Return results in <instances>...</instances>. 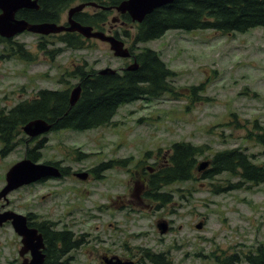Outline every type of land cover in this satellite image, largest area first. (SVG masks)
<instances>
[{
  "label": "rangeland",
  "instance_id": "374dc122",
  "mask_svg": "<svg viewBox=\"0 0 264 264\" xmlns=\"http://www.w3.org/2000/svg\"><path fill=\"white\" fill-rule=\"evenodd\" d=\"M68 8L60 23L67 21ZM116 16L117 11L110 13L104 31L116 24L112 21ZM123 28L131 33L136 29L133 24H118L111 33ZM14 39L25 44L33 59L6 56V43H0V105L5 107L33 97L41 88L72 89L78 78L69 73L78 65L121 71L133 62L116 57L110 45L99 39L88 40L82 49H66L55 58L39 47L37 34L27 31ZM122 39L130 47L131 38ZM143 47L157 50L176 71L177 88L203 84L200 99L175 100L169 93L141 98L121 105L108 125L50 131L39 163L60 161L72 173L14 190L6 209L59 221L57 229L67 227L78 236L85 233L84 246L73 252L75 264H103L105 251L126 255L129 247L137 254L145 248L164 252L170 264H225L233 252H249L264 242V184L219 191L236 177L222 173L205 179L196 173L194 179L162 187L172 200L157 203L160 207L151 202L153 206L129 213L120 205L130 198L133 184L127 172L149 151L151 158L159 151L169 153L178 141L205 146L198 162L233 147L247 148L256 162H264L263 146L254 138L259 131L254 129L255 121L264 125V27L229 34L214 29L171 30L137 44L135 53ZM24 150L20 143L6 156L0 154V191L6 172L24 158ZM109 160L118 162L92 171ZM4 203L0 199V211ZM161 223L166 224L164 233ZM21 247L12 225H1L0 264H21Z\"/></svg>",
  "mask_w": 264,
  "mask_h": 264
},
{
  "label": "trees",
  "instance_id": "16d2710c",
  "mask_svg": "<svg viewBox=\"0 0 264 264\" xmlns=\"http://www.w3.org/2000/svg\"><path fill=\"white\" fill-rule=\"evenodd\" d=\"M37 1L40 5L38 9L23 8L18 11L17 16L30 22H59L63 12L77 0ZM81 1H97L108 5L103 2L104 0ZM121 1L123 0H112V3L119 4ZM121 18L125 24L132 23L128 13L123 14ZM75 19L83 24L97 26L108 20V14L106 11L93 14L80 12L76 14ZM257 27H264V0H173L158 7L141 23L136 24L131 45L138 64L136 69L101 74L99 70L88 67L87 63L76 66L69 74L78 78L82 91L79 100L73 106L70 103V88L40 89L33 97L21 100L11 107L0 105V144L3 145L0 152L6 155L20 143H26L28 138L23 127L36 118L48 120L52 124V130H86L110 124L121 105L141 98H159L169 93L175 100L189 98L196 101L201 97L203 84L177 88L173 83L176 71L167 65L157 50L143 47L135 53L134 47L143 42L159 39L171 30L214 29L229 34L247 32ZM123 33L124 36H131L125 29ZM116 34L119 37L118 31ZM87 41L77 32H63L48 36L40 35L38 42L41 49L55 58L66 49L84 48ZM0 43H6L5 48L8 51L6 56L33 59L32 52L23 42L0 36ZM57 43H62L63 46H58ZM233 118L234 122L239 121L236 113H233ZM254 124V129L259 130L254 134V138L262 144L264 151V125L257 120ZM46 142L47 137L44 136L37 139L35 145L28 143L26 155L33 161H39ZM203 147L205 148L204 145L186 141L174 143L168 163L154 173L147 188V197L168 203L172 196L169 192H162L160 187L174 181L194 179L196 173H200L205 179H214L222 173L236 177L235 180L229 179V184L224 186L225 188L220 186L219 191L264 184V162H256L253 154L243 147L216 152L210 159V166L203 171L198 170V156L204 154ZM150 153L151 151L146 157H150ZM117 162L105 161L92 171H102ZM68 170L64 167L65 174ZM30 225L36 226L45 237L46 264H75L72 263V257L66 256L85 243L86 234L74 238L72 230L57 229L56 222L46 219ZM241 253L233 252L224 259V263L237 264L245 261L248 264H264V242L249 252ZM164 258L162 252L153 255L152 261L165 262Z\"/></svg>",
  "mask_w": 264,
  "mask_h": 264
},
{
  "label": "water",
  "instance_id": "95a60500",
  "mask_svg": "<svg viewBox=\"0 0 264 264\" xmlns=\"http://www.w3.org/2000/svg\"><path fill=\"white\" fill-rule=\"evenodd\" d=\"M173 0H124L117 9L121 13L128 12L133 21L141 22L147 14L154 9L166 5ZM94 4V3H89ZM86 4L73 7L69 10L68 25L59 24L57 22H37L32 23L26 19L18 18L17 12L23 8L38 9L40 6L37 0H0V35L5 38H12L24 31L33 33L49 35L51 33H59L63 31H77L84 36L91 38L96 37L103 41L110 43L114 54L121 58H128L131 56L130 50L125 46V42L115 36L108 35L104 31H94L93 26L83 25L76 21L73 16L76 12L82 10ZM138 64L136 61L129 65L127 69H136ZM114 72V69L104 68L100 70L101 74L107 72ZM82 87L80 84L76 85L70 93V103L73 106L81 96ZM52 129V124L43 118H37L29 121L23 130L30 136V138L37 137L41 134L49 132ZM209 161H202L199 164V170H204L208 167ZM61 176L60 169L53 164L38 163L30 158H24L10 167L6 173V185L0 191V199H6V204L9 203L8 194L10 192L31 183L37 182L43 178L59 177ZM80 176L86 177V174L81 173ZM11 221L14 230L22 236L23 246L20 254L24 255L31 253V259L25 258L22 264H43L45 261V247L42 233L36 227L28 225L27 216L13 210H6L0 212V226L5 222ZM162 233L166 231V224L159 225ZM201 227V225H197ZM110 263V262H109ZM115 264H133L115 263Z\"/></svg>",
  "mask_w": 264,
  "mask_h": 264
},
{
  "label": "flooded vegetation",
  "instance_id": "af4514ba",
  "mask_svg": "<svg viewBox=\"0 0 264 264\" xmlns=\"http://www.w3.org/2000/svg\"><path fill=\"white\" fill-rule=\"evenodd\" d=\"M75 3H82V2L81 1H76ZM83 3H87V2L83 1ZM92 7H94V6L87 5L86 7L83 8L84 10L81 11V12H85V13H89L90 14L92 12L88 11L87 9L88 8H92ZM94 8L97 9V10H99V9L102 10L101 8H96V7H94ZM106 10L109 11V12H114L115 11V9H113V8L112 9H106ZM105 24L107 25V24H109V22H107ZM105 24L104 25H97V26L93 25L94 26V31L105 30L106 29V27H105L106 25ZM113 26L114 25H111V28L108 31H111ZM84 39L92 40V39H98V38H92L91 37V38H84ZM157 154L153 158H151L152 156H150V157H145V158L140 159L136 163L135 167L131 168L129 170V172H127V174L129 173V175L131 176V180L133 181V184L130 187V192H129L130 198L126 199L125 202L122 205H120V207L126 206L127 209L129 210V213H136V209L135 208H137V207L140 210L146 209L147 207H151V206H153L151 204V202L155 203L156 207H160L161 206V205H157V203L158 204H160V203L164 204L165 203L162 200L147 197V188L150 186L149 184L151 183V181L153 179L154 173L156 171H158L160 169V167L165 165V163H168L171 152L162 153V154H160V152H159ZM147 158H151L152 160L151 159H147ZM58 167L60 168L62 174L59 177H54L55 179L64 178L69 173H72V172H68V173L65 174L64 168H61L60 165H58ZM49 180H50V178L42 179L38 183L47 182ZM182 181H186V180H182ZM175 182H179V181H174L173 183H175ZM38 183H34V184H38ZM165 186H167V185H165ZM162 187H164V186H162ZM162 187H160V188H162ZM4 207H5L4 210H6V203L3 205V208ZM37 217H38L37 214L36 215L28 214V223H34V222L42 221V219H37ZM5 225H6V223H5ZM34 227H36V226H34ZM72 233H73V237L74 238H80L81 234H85V233H81L80 236H78L75 231H73ZM43 237H44V235H43ZM44 243H45V247H46L45 237H44ZM82 246H84V244L79 246L78 248L73 249L72 251H70L67 254L66 258H71L72 257V259H73L72 263H75L74 262L75 255L73 254V252L78 250V249H80ZM126 251L128 252L126 255H124V254H115V253L114 254H110L109 252L105 251L104 254H102V256H101L102 263L103 264H115V263L132 262L133 264H144V263H148V261H149V262H151V264H170V261L167 258V255L165 256L164 252L163 253H164V256H165V258H164L165 262L157 261L155 263L154 261H152L153 260L152 259L153 255H155V254L158 255L160 253H155L154 251H152V250H150L148 248L142 249L141 253H138V254L135 253L134 251L130 250V247ZM45 255H46V253H45ZM19 256L22 257V262H23L25 258H30V253H26L24 255H21L20 254V250H19ZM46 258L47 257L45 256V261H44L43 264H46ZM22 262H21V264H22Z\"/></svg>",
  "mask_w": 264,
  "mask_h": 264
},
{
  "label": "bare ground",
  "instance_id": "6f19581e",
  "mask_svg": "<svg viewBox=\"0 0 264 264\" xmlns=\"http://www.w3.org/2000/svg\"><path fill=\"white\" fill-rule=\"evenodd\" d=\"M160 225V224H159Z\"/></svg>",
  "mask_w": 264,
  "mask_h": 264
}]
</instances>
